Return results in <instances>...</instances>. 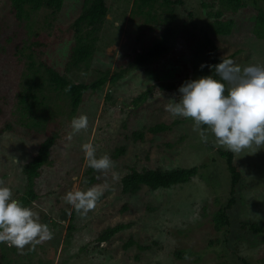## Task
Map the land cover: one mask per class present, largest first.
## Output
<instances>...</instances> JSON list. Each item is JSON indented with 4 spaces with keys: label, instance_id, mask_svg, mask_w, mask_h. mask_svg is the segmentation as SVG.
I'll use <instances>...</instances> for the list:
<instances>
[{
    "label": "rangeland",
    "instance_id": "374dc122",
    "mask_svg": "<svg viewBox=\"0 0 264 264\" xmlns=\"http://www.w3.org/2000/svg\"><path fill=\"white\" fill-rule=\"evenodd\" d=\"M83 3L65 0L57 21L52 27L42 28L38 22L28 27L26 20L14 15L9 0H0V182L12 188L14 196L26 191L24 165L36 155L42 141L54 137L49 161L36 179L38 197L28 206L39 214L41 223L49 226L52 239L23 248L2 242L0 264L8 258L13 264H243L244 260L264 264V231L253 232L242 226L243 221H249L264 228V149L233 152L242 178L236 186L235 202L228 209L230 225L217 230L213 214L231 196L230 172L219 152L227 149L216 145L210 133L203 141L193 130L191 118L173 117L165 110L168 98L178 96L177 89L184 81L211 75L200 25L209 29L218 11L222 13L219 18L234 20L230 34L210 33L220 56L233 54L232 59L242 67L264 65V39L257 38L253 31L258 8L264 10V0H243L237 11L222 0H184L177 7L179 31L172 49L136 67L132 65L136 52L151 45L163 25L152 22L149 26L146 16L131 14L133 0H108L109 16L90 63L67 69L75 43L72 24ZM42 16L41 11L35 18L41 20ZM182 20L189 24L187 29ZM28 28H37L38 34L30 35ZM192 29L194 34L190 33ZM24 40L38 41L34 48L37 61L43 60L78 82H91L101 71L113 74L129 70L115 84L107 82L98 91L86 92L74 115L69 99L50 89L44 91L48 99L43 108L24 116L17 94L27 64L16 54V45ZM202 63L206 65L203 69ZM43 77L45 80L47 75ZM148 88L153 89L152 95L136 105L134 99ZM81 114L87 115L88 126L69 140L71 121ZM28 122L32 123L25 125ZM162 122L170 128L158 133L149 130ZM135 131H143L144 137H135ZM84 143L96 147L97 157L109 154L113 168L100 172L88 167L81 148ZM118 146H124L125 151L115 158ZM201 164L208 166L200 168L184 185L155 190L143 185L134 193L122 190L121 178L132 168L142 171ZM91 176L97 180L90 183ZM92 186L105 187L103 195L87 215L77 212L75 228L69 235L74 208L63 197L68 191ZM119 223L129 226L109 241L98 242L101 231ZM130 238L135 243L125 246ZM2 247L8 258L1 257ZM178 249L195 254L178 258Z\"/></svg>",
    "mask_w": 264,
    "mask_h": 264
},
{
    "label": "trees",
    "instance_id": "16d2710c",
    "mask_svg": "<svg viewBox=\"0 0 264 264\" xmlns=\"http://www.w3.org/2000/svg\"><path fill=\"white\" fill-rule=\"evenodd\" d=\"M14 15L19 20H26L28 27H31L33 23L38 22L39 27H52L55 21L62 11L65 0H9ZM232 9L237 11L243 6V0H222ZM184 4V0H133L131 8V14H142L146 16V24L151 25L152 22L163 25L160 36H158L151 45L143 47L140 51L136 52L133 59V66H139L148 62L159 59L165 56L172 49V41L176 38L179 31L177 22H179V16L177 13L178 5ZM204 6H208V3H203ZM108 0H84L81 13L74 20L72 26L74 28L75 43L72 47L68 68H76L82 65L90 63L94 51L96 49V42L99 38L100 30L103 24L106 22L109 16ZM43 12L42 19L35 18L37 14ZM190 13V12H189ZM191 14V13H190ZM41 15H39L40 17ZM216 19L214 24L206 28V26L200 25L202 36L204 37V47H206V56L208 65L217 64L221 58H232L233 54L221 57L219 54L218 46L215 40L210 36L213 34H230L234 24L233 19L223 20L219 18L222 16L220 11L215 13ZM42 21V22H41ZM149 23V24H148ZM183 28L187 29L189 24L182 20ZM149 25V26H150ZM197 29L196 27H194ZM1 30V25H0ZM37 28H28L29 34L37 35ZM254 34L259 39H264V10L258 8V13L255 16L254 22ZM193 33V29L190 31ZM38 41L23 42L22 45H16V54L19 60H25L27 68L24 71L23 78L20 82L21 89L18 92V102H20V109L22 115L26 116L32 112H36L37 109L43 108L44 101L48 99V94L44 91H54L63 94L64 99H69L70 113L74 115L78 108L84 101V95L86 92H95L106 85L107 82L115 84L123 75L129 70L128 68L116 71L110 74L109 71H101L100 75L91 82L75 81L65 76L53 67L48 66L43 60H36L35 47ZM43 72L41 73V69ZM44 73L47 78L44 80ZM210 73L215 75V71L210 68ZM26 75V77H25ZM218 78V77H217ZM48 82V83H47ZM49 84V86H47ZM153 93L152 88H148L145 92L141 93L134 99V103L139 105L140 102L146 101ZM110 98V95L107 96ZM38 107V108H37ZM35 108H37L35 110ZM22 120V119H21ZM23 123V121H21ZM32 122H28L25 125H30ZM34 125L38 124V121L33 122ZM171 125L167 123H156L149 127V130L154 133L160 131H166ZM135 137L143 138V131H135ZM54 144V137L49 136L42 141L38 147L36 155L27 162L23 167V172L27 177L26 191L19 195L24 205L29 206L38 197L36 191V179L40 175L41 168L48 163L50 158L51 148ZM125 147L118 146L113 156L116 158L120 154L124 153ZM220 154L225 157L227 168L231 176V196L226 205L221 206L213 214L214 226L217 230H221L224 227L230 225V216L228 209L235 202L236 186L242 178V172L234 162V154L229 150H220ZM207 164L193 165L190 167H176L171 169H164L161 167L144 169L142 171L132 168L131 172L125 174L121 178L122 190L125 193H134L141 189L143 185L150 187L151 189L158 188H171L173 186L184 185L189 183L193 177H195L200 168H206ZM95 176L89 178L90 183L96 181ZM77 211L73 209L71 211L68 234L74 230L75 225L73 220ZM63 216H67L63 214ZM129 223H119L114 226H110L101 231L97 237L99 243L109 241L115 234L121 230L127 228ZM242 226L244 228L249 227L253 232H262L264 228L258 222L243 221ZM68 235V236H69ZM0 242V246H1ZM135 243L133 238H130L125 246ZM139 246V245H138ZM139 247L144 248L142 245ZM195 254L191 250L178 249L175 251V255L178 258H186ZM2 258H8L6 251L2 247ZM2 264H13V261L8 258L5 259ZM24 264V263H19ZM243 264H251L249 261L244 260Z\"/></svg>",
    "mask_w": 264,
    "mask_h": 264
},
{
    "label": "clouds",
    "instance_id": "9594fccd",
    "mask_svg": "<svg viewBox=\"0 0 264 264\" xmlns=\"http://www.w3.org/2000/svg\"><path fill=\"white\" fill-rule=\"evenodd\" d=\"M205 66L202 63L200 68ZM207 66L215 75L184 81L177 89L178 96L168 98L165 110L173 117L191 118L193 130L203 141L209 139L210 133L216 145L234 153L264 149V65L242 67L232 58H221L217 64ZM87 126V115L73 117L68 139ZM81 148L88 167L100 172L113 168L110 155L97 157L92 143H84ZM104 190L102 186L71 190L63 199L84 216L95 207ZM52 236L49 226L40 222L39 214L14 196L12 188L0 182V242L23 248Z\"/></svg>",
    "mask_w": 264,
    "mask_h": 264
}]
</instances>
